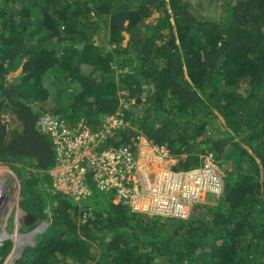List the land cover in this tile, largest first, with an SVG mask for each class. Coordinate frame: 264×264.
Listing matches in <instances>:
<instances>
[{"label":"trees","instance_id":"16d2710c","mask_svg":"<svg viewBox=\"0 0 264 264\" xmlns=\"http://www.w3.org/2000/svg\"><path fill=\"white\" fill-rule=\"evenodd\" d=\"M221 2L223 15L204 19L192 0H0L1 165L25 161L48 182L55 148L41 117L97 131L122 110L131 126L104 147L143 135L175 170L211 156L230 179L188 219L99 193L79 224V206L29 172L21 205L49 226L17 264H264V0ZM31 238L16 235L18 250Z\"/></svg>","mask_w":264,"mask_h":264},{"label":"built area","instance_id":"2783aa9c","mask_svg":"<svg viewBox=\"0 0 264 264\" xmlns=\"http://www.w3.org/2000/svg\"><path fill=\"white\" fill-rule=\"evenodd\" d=\"M130 126L122 110L106 117L97 131L82 121L70 126L51 114L41 117L38 130L52 139L55 148V164L48 171L54 192L81 206L100 191L135 213L177 219H188L193 206L207 194L223 192L225 174L212 158L183 172L173 169L175 160L166 147L146 139L140 141L144 148L140 143L104 147L116 130Z\"/></svg>","mask_w":264,"mask_h":264},{"label":"clouds","instance_id":"9594fccd","mask_svg":"<svg viewBox=\"0 0 264 264\" xmlns=\"http://www.w3.org/2000/svg\"><path fill=\"white\" fill-rule=\"evenodd\" d=\"M126 107H128V105L126 106ZM46 114H48V113H46ZM111 116H114V115H111ZM110 117V116H109ZM60 119H62V118H60ZM105 119V118H104ZM141 139H146V141L147 142H150L145 136H143V135H141L140 136V138H139V140H138V142H137V144L141 141ZM151 143V142H150ZM153 144V143H152ZM154 145V144H153ZM126 146H129V145H126ZM130 146H132V145H130ZM134 146V145H133ZM156 146V145H155ZM159 147V146H158ZM162 147H166V146H162ZM167 148V147H166ZM168 149V148H167ZM169 150V149H168ZM170 152V151H169ZM170 154H171V152H170ZM171 156L173 157V159L175 160V164H174V166L177 164V159H175L174 158V156L171 154ZM205 158H212L211 156H205V157H203L202 159H203V161L199 164V166L197 167V168H193V169H190V170H194V169H198V168H200L201 167V165L204 163V160H205ZM213 159V158H212ZM214 161H216L218 164H219V166H220V163L217 161V160H215V159H213ZM259 161V160H258ZM259 163H260V161H259ZM16 164V163H15ZM15 164H13V163H11V165L10 164H5V165H1L0 164V168H6V169H9V170H11L12 171V173H6V174H11L12 176H13V174L16 176V178H17V182L15 181V183H14V188H15V193H16V190H17V183L19 184V188H18V197H17V203H18V206L21 208V209H18V206H17V209L16 208H12V211H11V214H14L15 213V232L14 233H16V231H18V233L20 234V235H22V236H26V235H28V234H32V233H34V235H33V237L29 240V242H27V246L25 245L21 250H19V252H18V255H17V257L13 260V262L11 263V264H17V261L18 260H20L21 258H22V255H23V253H24V251H25V249L26 248H28V247H34L35 245H36V243H37V237L40 235V234H42V233H44L46 230H47V228H48V226H49V224H48V222L46 221V220H40V219H38V217H37V221L33 224V225H31V226H28V225H26L25 224V221H24V219L27 217V215H29V214H32L31 212H28V211H26L23 207H22V205H21V201H22V183H21V181H20V179H19V177H18V175H17V173H15L14 172V170L11 168V166L12 165H15ZM24 165V164H23ZM22 164H20V167L21 168H23L24 169V166L25 167H27L26 165H24L23 166ZM174 166H173V169H174ZM54 167V166H53ZM52 167V168H53ZM51 168V169H52ZM220 168L224 171V174H225V176H224V178H223V181H224V190H223V192L221 193V194H219V195H216V194H207L206 195V201H208L210 198L212 199V198H216V199H220L222 196H223V194H224V191H225V186H226V182H225V179H226V172H225V170L220 166ZM261 168H263L262 166H261ZM50 169V170H51ZM50 170H48V171H50ZM175 170V169H174ZM190 170H175V171H190ZM28 171V170H27ZM48 171H46V174H49L48 173ZM30 172V171H29ZM32 173H34V174H36L37 175V177H38V180H39V182H38V184H39V189L41 190V191H46V190H48V191H52V193L53 194H56V193H58V192H54V189H53V184H52V178H51V176H49V179H48V182L46 181V179L45 178H42V174H44V172L43 171H41V170H38V169H35ZM50 175V174H49ZM14 177V176H13ZM15 178V177H14ZM15 180V179H14ZM43 181V182H42ZM44 182H46V183H44ZM48 184H50L51 185V187H49L48 188ZM30 185H32L31 183H30ZM97 192V191H96ZM95 192V193H96ZM98 193H103V192H100V191H98ZM61 194V193H60ZM62 195H64V194H62ZM95 195V194H94ZM14 196H15V194H14ZM13 196V198H12V202L11 203H13V201H14V197ZM64 196H66V195H64ZM7 197H8V192H7V189H6V185L5 184H3L2 182H0V210L2 209V205L5 203V201H6V199H7ZM68 198H70L69 196H67ZM93 198H94V196H93ZM93 198L91 199V200H89V201H87V202H85V204L86 203H91L92 204V200H93ZM205 198H203L201 201H203ZM71 200H73L72 198H70ZM210 199V200H211ZM74 201V200H73ZM114 201H116V200H114L113 199V202ZM200 201V202H201ZM75 202V204L76 205H78L79 206V213H78V218H77V221H79L80 220V223L81 224H85V223H87V219H89L88 217H87V215L86 214H83L82 212H81V210L83 209L82 207L83 206H86L84 203L80 206L76 201H74ZM96 202V201H95ZM94 202V203H95ZM200 202L198 203V204H196V205H202V204H200ZM115 203V202H114ZM115 204H118V203H115ZM196 205H194L193 206V208H195V206ZM193 208H192V211H191V214H190V217H191V215H192V213H193ZM47 210H49V209H46V211ZM19 211H21L22 212V215L19 217V218H17V216H18V213H19ZM10 214V215H11ZM140 214V213H139ZM8 215V214H7ZM34 215V214H33ZM6 220V221H5ZM17 220L19 221V227H18V224H17ZM1 221H5V225L3 226V227H0L5 233H7V234H9L10 235V237H8L7 239H5V240H2L1 241V243H0V264H6L7 263V261H8V259L11 257V255L14 253V251H15V249H16V243H15V240L11 237V235H12V233H9V231H8V229H7V227H6V225H7V216L6 217H4ZM0 221V222H1ZM43 224L45 225L46 224V228H43V227H45V226H43ZM13 225H14V222H13ZM2 232V231H1ZM35 232H36V234H35ZM3 233V232H2ZM31 242H33L32 244H31ZM19 256H21L20 258H19Z\"/></svg>","mask_w":264,"mask_h":264},{"label":"rangeland","instance_id":"374dc122","mask_svg":"<svg viewBox=\"0 0 264 264\" xmlns=\"http://www.w3.org/2000/svg\"><path fill=\"white\" fill-rule=\"evenodd\" d=\"M192 2H193V10H194V12L196 13V15L199 18L214 19V18H217V17L219 18L220 16L223 15L222 14L223 12L221 11V3H222L221 0H192ZM124 36H125V42H124L123 45L126 46L127 42L130 39V36L128 34H124ZM22 71H23V68L20 67L16 73L10 74L8 76V78H7L8 81L11 82L13 80V78L19 76L22 73ZM128 106H129V104H128ZM218 122H221L223 124L224 123V119L222 117H218V119H216V121H214L213 122L214 124H212V125H217L218 126ZM11 125H13V127L17 126L16 123L15 124L11 123ZM139 143L140 144H138V146L141 147V148H144L143 147L144 144L141 143V142H139ZM145 148H146V146H145ZM23 163L25 164L27 162L23 161ZM15 166L16 167H14V168L12 167V168L15 171H17V175H18V177H19V179H20V181L22 183V192H25V190L28 189V188L33 191L35 189V186L34 185H29L30 184L29 182L28 183H25L24 180L27 181V173H29V171H30V173L33 172L35 170V168L34 167H30V166L25 167L23 165L24 166V169H25L24 170V169L20 168V164H18V163H16ZM1 171H7V170H5V168L2 169V170H0V182H2L3 184L6 185V189H7V192H8V197H7L6 201H5V203L2 205V209L0 210V221L4 217L7 216V225H6V227H7L8 231H9V233H12L13 234L15 232V220H14L15 219V213L14 214H11V211H12V208L11 207H14V203L16 202L15 199H17V197H18V192H19L18 191V188H19L18 187V183H17L16 193H15V188H14V183H15V181L17 182L18 180L17 179L14 180V177L11 174H5L4 175ZM37 181H39V180L37 179ZM225 182L229 183L230 182V179L229 178H226L225 179ZM14 194H15V196H14ZM96 194H99V193H97V192L95 193V197L97 199H99ZM13 196L15 198H14L13 203H11ZM95 197L93 198L92 202L96 201V198ZM210 199L208 201H206V198H205L203 201L200 202V204H202L203 206H209V207L210 206H214V205L217 204L216 198L215 199L212 198L211 200ZM73 200H71L70 198H68V202L71 204V206H75L76 205ZM114 202L117 203V201H114ZM83 203H85V202H83ZM9 204H11L12 206H9ZM17 206H18V203L15 205L14 208L17 209ZM18 208L21 209L19 206H18ZM194 209L195 208H193V212L195 211ZM47 211H49V210H47ZM202 211H205V210H202ZM21 215H22V212L19 211L17 218H19ZM5 221H1L0 222V227H3L5 225ZM13 222H14V225H13ZM78 223L81 224L80 223V220L78 221ZM17 224H18V227H19V221L18 220H17ZM3 230L0 228V243H1L2 240H5L8 237H10V235L7 234V233H5ZM31 235H33V234H31ZM12 238L13 239L16 238V235L15 236H12ZM32 243L33 242H31V244Z\"/></svg>","mask_w":264,"mask_h":264},{"label":"bare ground","instance_id":"6f19581e","mask_svg":"<svg viewBox=\"0 0 264 264\" xmlns=\"http://www.w3.org/2000/svg\"><path fill=\"white\" fill-rule=\"evenodd\" d=\"M2 169H4V168H0V170H2ZM16 177V176H15ZM17 179V178H16ZM18 187H19V184H18ZM17 204V203H16ZM15 204V205H16ZM15 207V206H14ZM19 209V208H18ZM33 235H34V233H32ZM35 234H36V232H35ZM15 235H17V236H22V235H20L19 233H18V231H16V233H13L12 235H11V237L12 236H15ZM29 235V234H28ZM33 235H31L32 237H33ZM27 236V235H26ZM15 240V243H16V247H17V249H15V251H14V253L11 255V257L8 259V261H7V263L6 264H11L12 262H13V260L17 257V255H18V252H19V250H18V244L19 243H17V240L16 239H14ZM22 249V248H21ZM20 249V250H21Z\"/></svg>","mask_w":264,"mask_h":264},{"label":"water","instance_id":"95a60500","mask_svg":"<svg viewBox=\"0 0 264 264\" xmlns=\"http://www.w3.org/2000/svg\"><path fill=\"white\" fill-rule=\"evenodd\" d=\"M24 221H25V224L26 225H28V226H31V225H33L36 221H37V217L35 216V215H33V214H29V215H27V217L24 219ZM43 226H45V227H43V228H46V224L44 225L43 224ZM21 256H19V258H20Z\"/></svg>","mask_w":264,"mask_h":264},{"label":"crops","instance_id":"0c3cea01","mask_svg":"<svg viewBox=\"0 0 264 264\" xmlns=\"http://www.w3.org/2000/svg\"><path fill=\"white\" fill-rule=\"evenodd\" d=\"M15 200H17V199H15ZM9 205H11V204H9ZM16 249H17V247H16Z\"/></svg>","mask_w":264,"mask_h":264}]
</instances>
